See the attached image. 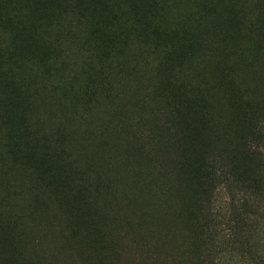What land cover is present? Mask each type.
<instances>
[{"label":"rangeland","instance_id":"1","mask_svg":"<svg viewBox=\"0 0 264 264\" xmlns=\"http://www.w3.org/2000/svg\"><path fill=\"white\" fill-rule=\"evenodd\" d=\"M105 1L0 0V264H264V0Z\"/></svg>","mask_w":264,"mask_h":264},{"label":"trees","instance_id":"2","mask_svg":"<svg viewBox=\"0 0 264 264\" xmlns=\"http://www.w3.org/2000/svg\"><path fill=\"white\" fill-rule=\"evenodd\" d=\"M43 1L44 0H40L41 5H42ZM61 2L63 3V6L60 7L59 9H61L62 12H65L67 14L70 11V13L68 15H66L65 17H70V18H76V17H78L77 20H79L80 17H83L84 16V14L86 16V13H83L82 10L77 9V7L80 8V9H86V6H84V7L82 6L83 5V0H48L47 9H46L45 14H44L47 17V19H49L48 21H46L47 24L50 23V19L51 18L54 19L53 20L54 23H55L56 20H59L57 17H60V16L57 13L58 10L56 11L54 9V4L55 3H61ZM105 2L107 4H111L109 7H111L112 4H117L118 3V1H116V0H106ZM104 6H107V5H104ZM90 7L93 8L92 11L95 12L93 3L90 4ZM98 11H99V9H98ZM92 14L94 15V20H93V23H94V21L96 20V17L95 16L97 15V13H92ZM78 22L81 23V27H80V29L75 28L73 34L74 33H77L80 30H83V24H82V22L81 21H78ZM66 25H68V27H71L72 26L71 19L69 20V22L68 21L65 22V21L61 20L60 21V24H58V28L66 29ZM63 26H64V28H63ZM94 32H95V35L97 37H99V29L97 30L94 27ZM101 41L103 43H105V45H104L105 50H108L110 48L111 40L110 41H107L106 35L103 34V36L101 37ZM95 50L96 51H100L99 49H95ZM128 80H129V77H128ZM134 80H135V78L132 77L131 78V83H134Z\"/></svg>","mask_w":264,"mask_h":264}]
</instances>
